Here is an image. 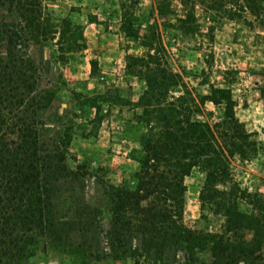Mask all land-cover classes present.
<instances>
[{
	"label": "trees",
	"instance_id": "obj_1",
	"mask_svg": "<svg viewBox=\"0 0 264 264\" xmlns=\"http://www.w3.org/2000/svg\"><path fill=\"white\" fill-rule=\"evenodd\" d=\"M47 1L0 0V264H29L40 255L66 252L54 222L53 182L67 173L75 126L66 122L52 144L43 140L46 122H55L59 94L49 88L32 96L38 71L26 49L30 42L40 45L56 36L69 52L86 45L79 43L85 39L83 26L54 17ZM144 40L149 53L127 57L128 75L145 83L135 106L142 111L137 119L146 133L137 159L140 170L110 193L109 234L121 246L116 251L122 248L125 256L143 252L154 257L152 264H166L164 257L173 249L187 253L190 264L203 252L211 254V264H264V196L242 189L232 174L231 161L256 149L236 115L231 89L210 86L208 94L194 96L157 58L156 34ZM90 64L93 76L98 62ZM101 102H107L105 95L84 101L98 121ZM207 103L219 109L220 121L198 119ZM199 167L208 170L201 209L223 218L222 233L191 229L184 222L185 179ZM135 234L143 238L142 247L127 248Z\"/></svg>",
	"mask_w": 264,
	"mask_h": 264
},
{
	"label": "rangeland",
	"instance_id": "obj_2",
	"mask_svg": "<svg viewBox=\"0 0 264 264\" xmlns=\"http://www.w3.org/2000/svg\"><path fill=\"white\" fill-rule=\"evenodd\" d=\"M45 6L54 17H69L83 26L85 39L79 43L86 48L69 52L66 44H57L56 36L40 45L30 42L26 49L38 71L32 96L49 88L59 94L55 122H46L43 140L52 144L66 122L75 126L67 173L53 182L54 222L66 252L40 255L29 264H152L154 257L143 252L125 256L122 248L116 251L121 246L109 234L110 193L140 170L137 159L146 128L138 122L142 111L135 103L145 83L128 75L126 66L129 55L149 53L146 35L156 34L152 45L157 58L194 96L208 94L210 86L231 89L236 115L256 149L231 161L232 174L242 189L264 196V0H48ZM91 61L98 62L93 76ZM100 95L107 102H101L98 121L84 101ZM205 109L198 119L211 124L219 120L220 111L212 103ZM207 173L199 167L185 179L184 222L191 229L222 233L223 218L201 209L199 195ZM142 243L135 234L127 248ZM197 257L196 264L212 263L209 252ZM164 258L166 264H190L181 250L173 249Z\"/></svg>",
	"mask_w": 264,
	"mask_h": 264
}]
</instances>
